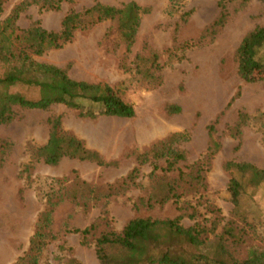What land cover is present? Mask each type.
Segmentation results:
<instances>
[{
  "label": "rangeland",
  "instance_id": "1",
  "mask_svg": "<svg viewBox=\"0 0 264 264\" xmlns=\"http://www.w3.org/2000/svg\"><path fill=\"white\" fill-rule=\"evenodd\" d=\"M22 0H5L0 20L6 18ZM119 7L134 1L145 12L141 14L131 52L126 54L114 22L105 20L86 29H78L61 47L35 56L37 61L63 67L76 80L105 82L120 89L123 99L131 103L132 117H80L74 109L55 104L48 110H19L13 119L0 124V264H16L26 254L36 229L39 214L47 209L51 179L69 186L78 176L90 186L102 189L118 184L135 165V155L173 132H186V141L176 144L185 153V161L167 173L176 178L185 173L208 144L209 124H214L221 147L202 171L203 185L190 190L182 184L179 202L168 200L153 207L138 206L139 198L148 199L153 186L149 180L152 166L139 169L135 185L99 201L63 200L53 208L50 231L55 235L39 255L38 264H66L73 257L78 264H100L94 251L96 238L105 230L120 231L135 217L172 218L181 216L184 226L200 223L214 233L231 220L245 229L244 242L237 255L241 257L250 245L264 239V185L247 188L238 209L230 202L227 183L231 177L226 161L249 162L264 167V83L246 82L237 72L235 50L245 34L255 26H264V0L227 4V19L215 34L202 37L219 15V0H184L172 9L169 0H96ZM94 0H63L57 10H44L32 4L16 21L21 28L39 22L48 30L58 31L63 16L70 10H83ZM194 43L180 50L182 42ZM158 55L156 79L148 80L138 73L136 55ZM141 64L142 68L148 67ZM31 96V93L20 88ZM176 105L178 112L168 111ZM239 113L248 118L234 136L230 130ZM60 116L61 130L82 141L114 164L98 165L88 160L62 158L50 165L35 160L33 151L50 136L48 118ZM159 168L165 166L158 162ZM156 174H162L160 169ZM95 228L85 244L68 228ZM60 245L65 248L61 249Z\"/></svg>",
  "mask_w": 264,
  "mask_h": 264
},
{
  "label": "trees",
  "instance_id": "2",
  "mask_svg": "<svg viewBox=\"0 0 264 264\" xmlns=\"http://www.w3.org/2000/svg\"><path fill=\"white\" fill-rule=\"evenodd\" d=\"M5 0H0V15ZM63 0H22L15 5L10 14L0 20V124L10 122L19 110H48L55 104L74 109L80 117H132L135 114L131 103L120 95V89L105 82H87L76 80L68 75L65 68L55 64L37 61L34 57L50 49L61 47L78 29H86L102 21L114 22L119 39L124 44L126 54L131 52L141 14L145 12L136 2L128 1L121 6L94 3L83 10H70L60 23L58 31L44 28L35 22L27 28H21L16 21L22 11L32 4H39L44 10H57ZM74 1V0H66ZM172 9L184 0H169ZM248 0H219L220 12L216 20L202 36L215 34L227 19V4L245 3ZM194 43L178 44L180 50L193 46ZM138 73L148 79L159 78L155 70L160 69L158 55L135 56ZM235 60L239 76L246 82L264 83V26H255L243 36L235 50ZM141 64H148L142 68ZM20 88L33 91L22 92ZM168 111L178 112L176 105H168ZM248 116L239 113L238 121L230 130L236 136ZM50 136L48 141L33 151L35 160L50 165L57 164L62 158L88 160L98 165L114 164L106 161L97 151L86 148L82 141L61 130L60 116L48 118ZM208 144L205 151L190 166L188 173L179 170L176 178L168 179L167 173L176 169V164L185 161L184 151L178 150L179 141L188 140L186 132H173L165 138L154 142L148 150L135 155L136 165L118 181V184H106L102 189L90 186L85 180L76 176L69 186H64L60 179H51L47 193V209L37 218L36 229L29 241L25 255L18 257L16 264H38L40 253L52 239L50 231L53 208L67 199L82 202L87 207L90 200L121 193L135 185L139 169L149 164L152 169L149 180L153 190L148 199L139 198L138 206L153 207L163 205L170 199L179 202L183 193L176 190L182 184L190 190H197L203 185L202 171L211 157L221 147L215 135L214 124L207 126ZM165 166L159 168L158 162ZM231 177L227 183L230 202L238 209L241 197L247 188L256 189L264 185V167L259 168L249 162L226 161L224 164ZM163 171L156 174V170ZM181 216L172 218L135 217L130 219L120 231L105 230L95 240L94 251L100 264H264V239L259 245H250L244 254L237 255L244 242L245 229L237 227L228 220L219 233H214L217 223L211 227L194 223L184 226ZM90 224L84 228H68L66 232L77 233L85 244L87 237L94 230ZM61 249L65 247L60 245ZM238 250V251H237ZM66 264H78L73 257H68Z\"/></svg>",
  "mask_w": 264,
  "mask_h": 264
}]
</instances>
